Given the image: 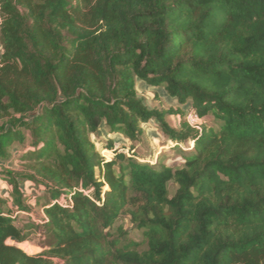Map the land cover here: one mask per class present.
I'll return each instance as SVG.
<instances>
[{
	"label": "trees",
	"instance_id": "1",
	"mask_svg": "<svg viewBox=\"0 0 264 264\" xmlns=\"http://www.w3.org/2000/svg\"><path fill=\"white\" fill-rule=\"evenodd\" d=\"M0 44V264H264V0H0ZM138 80L218 127L150 109ZM152 119L182 166L146 145ZM102 130L128 143L108 156ZM25 180L48 200L20 225Z\"/></svg>",
	"mask_w": 264,
	"mask_h": 264
},
{
	"label": "rangeland",
	"instance_id": "2",
	"mask_svg": "<svg viewBox=\"0 0 264 264\" xmlns=\"http://www.w3.org/2000/svg\"><path fill=\"white\" fill-rule=\"evenodd\" d=\"M2 51V47L0 44V54ZM137 89L139 92V95L144 98L145 103L150 109L157 108L160 110H168L170 108H176L181 107L184 110L186 109L187 105H180L178 103V100L175 97H172L164 87H151L150 85L146 84L142 80H138L137 83ZM187 112V111H186ZM167 119L169 122L176 128L180 127L181 123L184 120V116H182L180 113H173L171 115L167 116ZM205 125H213L216 128L218 127V124L211 118L208 117L205 120H203ZM145 132L149 133L150 138L146 140L147 142L152 146L151 142H153L154 150L159 153L161 149L168 148L169 142L166 141V139H169L167 136L164 135V133L161 131L158 121L155 119L150 120L148 123L143 124ZM148 135V134H147ZM93 140L96 142L101 143L99 145V148L102 150L104 154H107L108 156H111L110 150L105 149L106 145H104L105 141L110 139L108 131L102 130L101 135H92ZM111 138H113L115 147L122 146V141L120 140L119 136L112 135ZM115 138V139H114ZM166 138V139H165ZM163 145L167 147H163ZM192 145V144H191ZM18 147L15 149L16 156L15 159L6 162V165L13 167V168H20L21 161L19 159V152H20V145H17ZM190 144L188 142H184L183 146L180 145H174V150H166L165 153H163L160 158H158L159 161H164L169 164H173L175 167L182 166V157L178 153L179 150H182L183 148L189 147ZM146 146L143 147L145 149ZM155 157L151 158L150 163L155 162ZM22 190L25 192V194L28 196V204L31 207V211L29 212H23L20 214L18 218V223L20 225L25 224L26 222L30 220H39L43 216H45L43 211V206L48 200V194L46 193L43 186H39L36 183L25 180L22 182L21 186ZM175 190V187H172V191ZM0 193L1 195L8 201V204L12 209H16V206L14 205L13 198L11 196V186L0 179ZM38 200V201H37ZM38 202V203H37ZM120 224L124 226L126 230H128V237L133 240H142L143 235L142 232L135 228L133 224L131 223L129 217L123 216L120 219ZM40 235L32 234L30 239L20 243L19 246L23 248L27 253L29 254H36L43 250V248L39 245ZM10 243H14L13 239H9ZM27 244V245H26ZM26 245V246H25Z\"/></svg>",
	"mask_w": 264,
	"mask_h": 264
},
{
	"label": "built area",
	"instance_id": "3",
	"mask_svg": "<svg viewBox=\"0 0 264 264\" xmlns=\"http://www.w3.org/2000/svg\"><path fill=\"white\" fill-rule=\"evenodd\" d=\"M185 118L192 127L201 129L203 120L193 109L187 110Z\"/></svg>",
	"mask_w": 264,
	"mask_h": 264
},
{
	"label": "crops",
	"instance_id": "4",
	"mask_svg": "<svg viewBox=\"0 0 264 264\" xmlns=\"http://www.w3.org/2000/svg\"><path fill=\"white\" fill-rule=\"evenodd\" d=\"M189 109V106L187 105V107H186V111ZM147 134H148V137L150 138V136H149V133L148 132H146ZM112 135H116V136H119L120 137V140L123 142V143H128V139L123 135V134H112ZM111 134H109V138H111V136H112ZM115 139V138H114ZM166 139V138H165ZM115 141V140H114ZM166 141L167 142H169L170 140L169 139H166ZM152 144V146L154 147V144H153V142H151ZM163 147H167V146H165V145H163ZM169 147V146H168ZM166 150H168V148H164V149H161L160 150V152L161 151H166ZM172 151V150H171Z\"/></svg>",
	"mask_w": 264,
	"mask_h": 264
},
{
	"label": "bare ground",
	"instance_id": "5",
	"mask_svg": "<svg viewBox=\"0 0 264 264\" xmlns=\"http://www.w3.org/2000/svg\"><path fill=\"white\" fill-rule=\"evenodd\" d=\"M26 245H27V244H26ZM26 245H25V246H26Z\"/></svg>",
	"mask_w": 264,
	"mask_h": 264
}]
</instances>
